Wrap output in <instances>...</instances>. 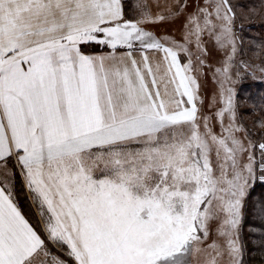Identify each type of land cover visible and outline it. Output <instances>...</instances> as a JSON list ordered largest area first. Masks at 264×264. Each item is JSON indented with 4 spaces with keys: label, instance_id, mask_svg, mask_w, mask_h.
Instances as JSON below:
<instances>
[{
    "label": "snow or ice",
    "instance_id": "obj_1",
    "mask_svg": "<svg viewBox=\"0 0 264 264\" xmlns=\"http://www.w3.org/2000/svg\"><path fill=\"white\" fill-rule=\"evenodd\" d=\"M253 27L264 0H0V264H264Z\"/></svg>",
    "mask_w": 264,
    "mask_h": 264
},
{
    "label": "trees",
    "instance_id": "obj_2",
    "mask_svg": "<svg viewBox=\"0 0 264 264\" xmlns=\"http://www.w3.org/2000/svg\"><path fill=\"white\" fill-rule=\"evenodd\" d=\"M246 264H260V253L258 250L246 257Z\"/></svg>",
    "mask_w": 264,
    "mask_h": 264
},
{
    "label": "rangeland",
    "instance_id": "obj_3",
    "mask_svg": "<svg viewBox=\"0 0 264 264\" xmlns=\"http://www.w3.org/2000/svg\"><path fill=\"white\" fill-rule=\"evenodd\" d=\"M251 32H252L253 34L259 36L262 32H264V30H262V29L259 28V27H253L252 30H251ZM249 38H251V37H249ZM210 87H211V85H210Z\"/></svg>",
    "mask_w": 264,
    "mask_h": 264
}]
</instances>
